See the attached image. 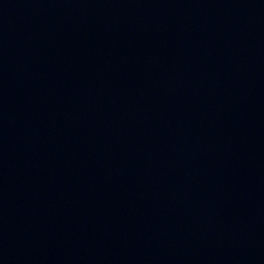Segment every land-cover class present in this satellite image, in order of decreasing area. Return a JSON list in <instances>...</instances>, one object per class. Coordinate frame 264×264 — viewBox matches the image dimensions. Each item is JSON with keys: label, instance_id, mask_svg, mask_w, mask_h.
Instances as JSON below:
<instances>
[{"label": "water", "instance_id": "95a60500", "mask_svg": "<svg viewBox=\"0 0 264 264\" xmlns=\"http://www.w3.org/2000/svg\"><path fill=\"white\" fill-rule=\"evenodd\" d=\"M0 264H264V0H0Z\"/></svg>", "mask_w": 264, "mask_h": 264}]
</instances>
